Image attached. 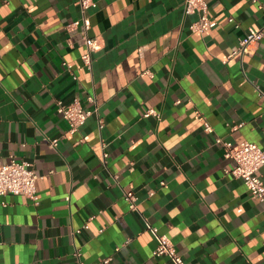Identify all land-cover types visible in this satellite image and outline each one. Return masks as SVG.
Masks as SVG:
<instances>
[{"label": "crops", "instance_id": "1", "mask_svg": "<svg viewBox=\"0 0 264 264\" xmlns=\"http://www.w3.org/2000/svg\"><path fill=\"white\" fill-rule=\"evenodd\" d=\"M207 4L197 33L184 0H94L87 67L77 0H0V158L39 177L38 204L0 198V264H172L161 235L186 264H264V209L216 142L264 149V37L232 55L264 0ZM76 98L91 116L71 134L57 102Z\"/></svg>", "mask_w": 264, "mask_h": 264}, {"label": "built area", "instance_id": "2", "mask_svg": "<svg viewBox=\"0 0 264 264\" xmlns=\"http://www.w3.org/2000/svg\"><path fill=\"white\" fill-rule=\"evenodd\" d=\"M94 0H77L80 11V18L67 25V30L72 31L81 29L83 41L86 46V53L82 56L84 65L91 66L92 55L99 49L100 40L98 37L90 36L91 17L88 14L93 6ZM184 12L187 15H197V20L191 24L190 30L197 33H205L214 28L216 22L209 15L207 0H184ZM264 37V28L261 30H251L242 38L232 55L243 56L253 53V46L257 45ZM93 102V98H90ZM57 112L68 124L69 133L77 132L91 116V111L84 108L83 104L77 98L69 104L62 101L57 102ZM157 115L154 110H149L145 116ZM103 127L102 121H99V128ZM206 126V131H209ZM218 144L225 148V156L231 158L234 166L231 174L234 178L241 180L250 192L251 196L257 200L264 209V180L261 177V170L264 167V149L255 143L245 142L234 145L217 139ZM58 139L50 141V145L56 148ZM105 144H102V161L107 166L108 153L105 151ZM39 179L33 165L30 162H19L11 158L8 162H2L0 158V198L6 195H20L32 200L35 204L39 203L37 191V180ZM161 185H165L164 182ZM125 201L129 204L131 210L136 209V196L132 191L124 194ZM88 228V226H85ZM157 233V229H153ZM153 254L157 257L168 255L172 258V264H186L180 256L174 244L166 236H159V243ZM79 256V252L76 253ZM109 259H104L102 264H107ZM99 264V263H98Z\"/></svg>", "mask_w": 264, "mask_h": 264}]
</instances>
